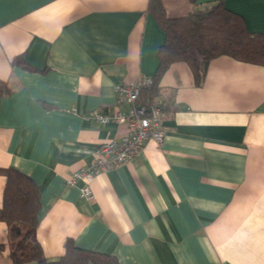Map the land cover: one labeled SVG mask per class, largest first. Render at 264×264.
Instances as JSON below:
<instances>
[{
  "label": "crops",
  "instance_id": "1",
  "mask_svg": "<svg viewBox=\"0 0 264 264\" xmlns=\"http://www.w3.org/2000/svg\"><path fill=\"white\" fill-rule=\"evenodd\" d=\"M217 1L264 32V0H163L171 16ZM150 0H0V168L40 191L37 237L57 260L73 240L121 264H264V66L213 59L197 85L185 61L159 80L162 143L95 172L79 171L126 125L96 115L130 112L116 86L154 76L165 33ZM6 176L0 173V208ZM0 264L10 257L0 221ZM37 264V263H30Z\"/></svg>",
  "mask_w": 264,
  "mask_h": 264
},
{
  "label": "trees",
  "instance_id": "2",
  "mask_svg": "<svg viewBox=\"0 0 264 264\" xmlns=\"http://www.w3.org/2000/svg\"><path fill=\"white\" fill-rule=\"evenodd\" d=\"M149 10L163 29L165 41L158 47L154 84L143 89V99L160 94V77L177 61L188 63L197 85L203 83L211 61L222 55L264 66V32L250 31L244 17L223 1L182 16H171L163 0H150ZM10 92L8 83L0 79V99ZM0 173L6 176L0 221L8 227L14 264H121L115 255L81 248L73 240L67 241L62 256L50 259L37 237L40 191L35 180L14 166L0 168Z\"/></svg>",
  "mask_w": 264,
  "mask_h": 264
},
{
  "label": "built area",
  "instance_id": "3",
  "mask_svg": "<svg viewBox=\"0 0 264 264\" xmlns=\"http://www.w3.org/2000/svg\"><path fill=\"white\" fill-rule=\"evenodd\" d=\"M154 84V77L143 75L137 82H123L116 86V100L118 104L132 105L130 112L117 113L109 116L97 114L102 123L114 121L126 125V132L119 140H108L100 147V155L85 168L73 173L68 185H76L79 180L84 182L81 187L83 196L91 198L93 193L90 180L95 172L106 171L110 168L126 163L133 159L145 146L147 141L155 140L162 143L165 137L163 118L166 103L160 96L149 100L141 97L145 87Z\"/></svg>",
  "mask_w": 264,
  "mask_h": 264
}]
</instances>
